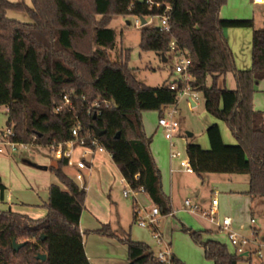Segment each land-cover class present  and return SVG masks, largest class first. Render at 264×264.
I'll use <instances>...</instances> for the list:
<instances>
[{"label": "trees", "instance_id": "1", "mask_svg": "<svg viewBox=\"0 0 264 264\" xmlns=\"http://www.w3.org/2000/svg\"><path fill=\"white\" fill-rule=\"evenodd\" d=\"M31 2L32 8L0 0V107L8 109L7 126L14 132L11 141L43 147L67 142L79 120L83 132L90 129L112 155L131 187H143L161 215H170V199L162 190L142 114L158 111L163 116L164 107L177 103V92L170 89V80L157 87L139 81L128 65L129 49L119 61L110 60L108 54L117 41L116 31L109 26L115 18L161 17L163 3H168L171 31L142 26L140 50L165 56L173 40L175 51L187 50L205 110L223 121L237 140L236 145L225 144L218 125L213 124L206 129L209 150L188 142L186 154L194 173L246 174L248 194L264 197V112L253 107L255 86L264 79V29H255L252 20L222 19L220 10L227 0ZM9 10L26 13L31 22L9 19ZM229 28H253L251 69H236L225 36ZM227 74L234 76L236 89L220 86V78ZM65 95L76 108L57 113ZM98 98L110 106L96 116L88 115L89 103ZM96 129L104 133L99 136ZM65 165L61 159L49 168L59 185L49 188L43 219L0 212V264H90L79 228L86 191L67 176ZM5 189L0 178V191ZM183 231L214 264H239L244 259L220 242L204 240L203 231L185 227ZM96 233L125 244L128 264H163L148 244L134 241L129 233L120 238L109 225ZM14 240L23 244L18 251ZM39 254H45L46 260H38ZM173 261L181 264L174 256Z\"/></svg>", "mask_w": 264, "mask_h": 264}, {"label": "crops", "instance_id": "2", "mask_svg": "<svg viewBox=\"0 0 264 264\" xmlns=\"http://www.w3.org/2000/svg\"><path fill=\"white\" fill-rule=\"evenodd\" d=\"M32 7L33 5L31 8ZM220 17L222 19L252 20L255 29H264V0L262 3H256L254 0H227V3L220 10ZM127 24L129 25V22H127ZM225 36L234 56L236 69L239 71L251 69L253 28H229L225 30ZM167 54L165 56H161L165 62H167L169 59ZM228 79V74L220 78V86H224L232 90L236 89L237 84L234 76H231L230 84L228 83ZM197 105L198 103L192 104V108L196 107ZM172 107L173 106L164 107V114ZM253 107L256 111L264 112V79L259 81L255 86ZM149 113H151V111H146L142 114L144 129L146 136L154 132V138L150 144V151L161 173L163 193L170 199L173 210L170 215L162 216L159 221L158 230L161 234V237L168 245L173 256L181 264H187L186 257L177 251V248L175 247L176 245H173V240L176 236L174 229L177 230L178 227L172 226L171 223H167L168 226H166V228L163 230L162 225L167 220H173V218H176L179 215H192L196 220V225L200 227V229L197 231L204 232V240H214L220 242L226 246L230 253H234L232 246V249H230L226 244L223 243V239L228 240V238L218 226L210 223L205 217L201 215L200 212L191 213L185 205L186 200H191L194 204H197L200 207V211H208L211 208L212 199L216 198L218 200V205L216 207L217 217H230L232 219L233 229L242 235L253 238L258 245L256 248H252L253 251L259 250L260 254L255 252L244 258L239 262V264H264V197H252L248 194L250 188L249 176L246 174L220 173H207L198 176L194 172H185L179 164L180 160L171 158V148L170 150L168 149L167 141L163 138L158 130L159 126L152 124L153 116H151ZM211 117L212 118H209L206 121V129L213 124H217L224 143L227 145H236L237 140L232 135L227 125L212 115ZM188 134H191L190 137L188 136V138L191 139L188 140L187 143L192 142L198 144L204 150L210 149V142L206 134V130L205 134L201 135L200 137H196L194 133H187V135ZM44 148L45 147L43 146L29 145L25 149L19 148L17 151H12L8 145L4 144L2 136H0V154L14 155L16 153H20L22 154V161L25 166L38 171L47 172L49 167L38 165L32 162L36 156L40 155L50 157L51 163L52 161H57L52 155L41 151V149ZM21 151L25 152L21 153ZM186 158L188 157L186 156ZM109 161L112 163L111 166H109ZM112 166L118 171L122 179L123 177L120 173V170L112 158L105 153L97 154L94 157V162L91 165V169L85 171L84 173V183L78 182L76 184L80 188L83 187L86 191L89 188L93 173H95V175L99 174L103 168H105L107 172H110L112 171ZM199 180L201 181L202 185L198 184ZM121 183L124 185L123 182ZM52 184L53 183L50 180V176H47L44 178V182L42 184H37V187H35V192L39 194L41 189L48 192ZM203 187L205 189L204 196H202ZM145 195L152 203L148 194L145 193ZM2 199H4V192ZM9 211H12L11 207L9 208ZM31 212L32 211H27L22 215H26L34 220L43 219L42 213L33 211L36 212L34 214ZM119 213L120 209L117 207L115 216L112 219H109L104 215H101L102 217H96V224L90 230L83 229L82 221L80 219L79 228L83 235L84 248L90 264H128V261L126 260L127 249L125 244L121 243L115 238H110L96 233V231L99 230L103 225H109L118 237H125L128 231L121 225ZM252 219L254 220L253 223ZM191 226L193 227L195 225ZM85 232L86 234H84ZM220 235H222V237ZM134 239L135 241L139 240L136 235H134ZM198 246L200 247L199 249L204 251L203 247L200 245ZM150 247L154 252L156 251L155 248L152 246ZM196 251H198L197 248Z\"/></svg>", "mask_w": 264, "mask_h": 264}, {"label": "rangeland", "instance_id": "3", "mask_svg": "<svg viewBox=\"0 0 264 264\" xmlns=\"http://www.w3.org/2000/svg\"><path fill=\"white\" fill-rule=\"evenodd\" d=\"M7 1L11 3L23 2L30 8L32 6L31 0ZM7 17L23 23L31 22L29 16L24 12L9 10L7 11ZM146 21L147 27H161L159 17H148L146 18ZM127 22H129V25ZM109 26H111L117 34V41L114 48L108 50L110 60L119 61L120 54H122L125 49H129L130 58L128 65L130 68L134 69L133 73L139 81L149 86L156 87L167 80L171 81L173 79L174 76L171 71L172 67L177 62L176 56L172 53H168L167 55L169 59L165 62L163 58L155 52L141 51L139 48L141 27L136 26L135 16L117 17ZM231 76L232 75L228 74L229 84ZM207 84H210V80H208ZM175 109L177 110L175 117L180 124L181 131V136H176L175 142L177 149L182 154V158H185L187 156V141L191 139L188 138L187 133H194L196 137L205 134L207 125L206 121L212 117L206 112L204 98L199 92L198 105L196 107H190L187 97L180 95L178 96V102ZM149 114L153 116L152 124L158 126L160 113L158 111H151ZM7 121L8 109L5 106L0 107V136L6 131ZM158 130L165 139L163 130L159 127ZM147 137L153 141L154 132L147 135ZM166 141L168 149L170 150L169 141ZM41 151L47 152V154L55 157L54 154L49 153L47 148L41 149ZM22 152L25 151H21V153ZM21 155L22 154L20 153L14 155L0 154V178L4 186L7 188L4 191V199H2L3 193L0 191V212L9 211V208L11 207L14 213L25 214L27 211H32L31 213L34 214L36 212L42 213V218H44L47 213L45 203L49 201V191L47 192L41 189V192L37 194L35 192V187H37V184H42L44 178L47 176H50V180L53 184L59 185V181L50 169L45 172L25 166ZM32 162L49 168L52 165H56V161H52L51 163V158L43 155L36 156ZM111 164V161H109V166H111ZM64 170L67 174V170ZM198 182V184H201L200 180ZM123 189L124 185L121 183V176L113 166L112 171L110 172H107V170L103 168L99 174L95 175V173H93L89 188L86 190L85 208L81 218L83 229H92L96 224V217H102L101 215H104L109 219L114 218L115 211L118 207V209H120V223L125 229H127L132 239L135 241L134 235H136L139 239L138 242L146 243L157 251L158 246L152 237L150 229L142 228L136 223L133 217V213L136 209L134 200L132 197L125 198L123 196ZM204 190L203 187L202 196L205 194ZM137 201L139 209L151 210L155 206L148 200L147 196L142 193L137 196ZM162 216L163 215L160 214V219ZM167 223H171L172 226L178 227L177 230L174 229L176 236L173 240V245H176L175 247L177 248V251L186 257L187 264H213L212 261L205 257L204 251L199 249L200 247L192 240L190 235L183 231L184 227L196 231L200 229V227L196 225V220L192 215H179L176 218H173V220H167L162 224L163 230L168 226ZM191 225L195 226L192 227ZM112 232L115 233L113 230ZM220 236L222 237V235ZM223 241L224 244L232 249L229 240L223 239ZM196 248L198 251H196ZM126 256V260L128 261V253Z\"/></svg>", "mask_w": 264, "mask_h": 264}, {"label": "built area", "instance_id": "4", "mask_svg": "<svg viewBox=\"0 0 264 264\" xmlns=\"http://www.w3.org/2000/svg\"><path fill=\"white\" fill-rule=\"evenodd\" d=\"M256 3H262L263 0H254ZM158 7L161 4H156ZM165 5V11L161 17H159L161 22V31L169 33L170 28V12L171 5L168 3H163ZM147 24V21H146ZM136 26L142 27V22L140 17H136ZM176 50V43L173 40L170 43V52L174 54L177 58L176 64L172 67L173 79L169 83L171 90L177 92V102L178 96H184L188 99V104L192 107V104L198 103V91L196 78L191 73L192 59L190 54L185 49ZM85 101V99H83ZM177 104V103H176ZM176 104L170 110H167L163 116L159 118L158 126L163 130L165 139L169 141L171 148V158L179 159V164L182 169L187 173H193V167L190 164L188 158H182L181 152L177 149L175 142L176 136L180 135V124L175 117L177 112ZM110 102L107 100H102L100 98L89 103L87 108L88 115H98L101 113L102 108H108ZM65 108L70 112H74L76 106L74 105L70 96L65 95L63 97V102L60 106L56 107V112L60 113ZM14 136L13 129L11 127L6 128V131L2 133V139L4 144L8 145L12 151H17L20 149L27 148L26 144L16 143L11 141ZM49 153L54 154L56 160H65V169L67 170V176L71 178L75 183H84V173L91 169V165L94 162V157L97 154L105 153L111 158L112 155L106 151L105 147L99 142L98 137L90 130L83 132V127L81 122L78 120L76 125L72 129L71 139L67 142L52 144L46 146ZM53 156V155H52ZM70 173V174H69ZM138 180V177L136 176ZM124 183L123 196L125 198L132 197L135 203L134 219L136 223L142 228H148L151 231L152 237L155 240L158 250L155 251L157 259L163 264H176L173 261V254L171 253L168 245L161 237L158 230V225L160 221V211L157 206H154L151 210L139 209L137 206V196L139 194H145L143 187L139 186L137 188L131 187V185L124 179H121ZM84 189L83 187H81ZM185 205L191 213H201L210 223L215 224L219 229L227 235L230 245L234 249V254L241 257H248L253 253L260 254V251H253V248L257 247V243L253 238L247 237L240 234L238 231L232 227V219L230 217H217L216 207L218 205V200L216 198L211 201V208L208 211H200V207L194 204L191 200H186ZM254 220L252 219V223ZM253 247V248H252Z\"/></svg>", "mask_w": 264, "mask_h": 264}, {"label": "water", "instance_id": "5", "mask_svg": "<svg viewBox=\"0 0 264 264\" xmlns=\"http://www.w3.org/2000/svg\"><path fill=\"white\" fill-rule=\"evenodd\" d=\"M140 19H141V22H142V26H145V25H146V20H145L144 18H140ZM96 132H97V134H98L99 136H101V135L104 133V131H100V130H98V129H96ZM188 136L190 137L191 134H188ZM13 246H14L15 251H18V250L23 246V244H18V243L14 240V241H13ZM37 259H38V260H41V261H45V260H46V255H45V254H39V255L37 256Z\"/></svg>", "mask_w": 264, "mask_h": 264}]
</instances>
